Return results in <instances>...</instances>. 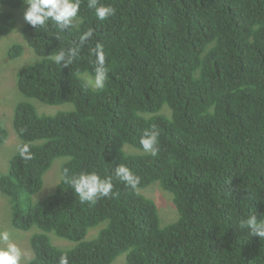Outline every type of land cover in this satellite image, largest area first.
Instances as JSON below:
<instances>
[{"label": "trees", "instance_id": "obj_1", "mask_svg": "<svg viewBox=\"0 0 264 264\" xmlns=\"http://www.w3.org/2000/svg\"><path fill=\"white\" fill-rule=\"evenodd\" d=\"M116 15L98 21L82 0L80 26L61 31L28 23L23 36L43 60L18 72V88L45 104L73 103L74 109L40 115L19 102L13 127L33 159L17 153L0 189L12 203L13 226L42 232L31 236L34 257L25 264H264V239L241 222H264V0H100ZM14 9L23 0H0ZM16 16L0 13V37L12 33ZM93 36L69 67L50 57ZM57 35L60 39L57 40ZM103 45L108 80L103 90L87 85L94 75L96 45ZM23 54L12 46L11 58ZM171 114H155L164 106ZM150 114L149 116H145ZM159 130V152L142 149L146 130ZM9 137L0 125V148ZM39 141H42L39 143ZM143 150V149H142ZM69 157L55 191L40 202L54 160ZM119 164L139 178L135 190L113 177V195L81 202L65 174L97 172L109 177ZM159 181L173 193L179 218L161 227L157 204L139 189ZM107 221L97 238L90 228ZM72 240L55 246L48 235Z\"/></svg>", "mask_w": 264, "mask_h": 264}, {"label": "rangeland", "instance_id": "obj_2", "mask_svg": "<svg viewBox=\"0 0 264 264\" xmlns=\"http://www.w3.org/2000/svg\"><path fill=\"white\" fill-rule=\"evenodd\" d=\"M27 5L23 3L20 8L14 9L4 4H0L1 12H11L16 16V26L12 33L0 37V125L5 126L9 131V137L0 148V176L8 172L11 158L17 153L21 140L13 127L16 106L23 100L32 102L40 115L53 116L60 112L74 109L73 103H63L58 105L45 104L35 98L28 99L18 88L17 75L23 67L39 63L43 57L38 55L30 47L24 36L23 29L26 25L24 12ZM81 18L74 20V26L79 27ZM20 44L23 47V54L16 58H11L9 52L13 45ZM92 74L85 72L81 74L83 80L87 82ZM157 115L171 114L169 106L155 113ZM146 114L145 116H149ZM42 141H39V143ZM124 150L128 154L147 153L142 149L126 144ZM69 157L61 156L54 160L51 169L44 176L43 188L33 195L34 202H40L51 195L62 178V165L68 161ZM139 191L155 201L158 207L161 227H166L179 218V212L174 202V195L165 189L159 181L153 182L147 187L140 188ZM12 203L10 197L0 189V231L7 230L12 234V241L20 248L22 258L20 264L29 262L34 257L31 246V236L42 232L38 226L29 230L17 229L12 223ZM107 225V221L89 229L85 240H93L98 237L100 231ZM51 242L62 249H71L76 242L57 236L54 232L48 233ZM127 253L119 255L112 264H126Z\"/></svg>", "mask_w": 264, "mask_h": 264}, {"label": "clouds", "instance_id": "obj_3", "mask_svg": "<svg viewBox=\"0 0 264 264\" xmlns=\"http://www.w3.org/2000/svg\"><path fill=\"white\" fill-rule=\"evenodd\" d=\"M82 0H23L27 5L24 12V20L33 29L46 28L48 21H54L61 31L70 30L74 26V20L79 19ZM88 8L94 10V15L98 21H107L110 17L116 15V8L112 4L101 3L100 0H89ZM93 36V29L89 28L80 36V45L61 49L58 53L51 56L50 59L57 65L66 68L69 67L74 59L79 55L80 48ZM57 40L60 36L57 35ZM96 65L94 75L87 80V85L95 90H103L108 80V69L105 66L106 58L103 51V45L97 43ZM160 132L153 127L146 130L140 139L142 149L156 156L159 152ZM31 146L24 143L18 147V153L24 161L33 159ZM113 177L125 182L133 190L140 183V178L126 165L119 164L115 167L114 173L109 177H101L97 172H81L71 177L65 174L64 181L74 190L76 196L81 202L95 203L98 199L112 196L114 183ZM242 227L250 230L254 236L264 239V222H259L255 215L249 216L241 222ZM22 252L20 248L12 241V234L7 230L0 231V264H20ZM59 264H70L67 254L59 258Z\"/></svg>", "mask_w": 264, "mask_h": 264}]
</instances>
